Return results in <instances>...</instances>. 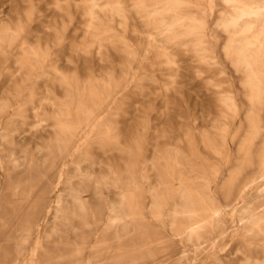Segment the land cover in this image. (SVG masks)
<instances>
[{
    "label": "rangeland",
    "instance_id": "1",
    "mask_svg": "<svg viewBox=\"0 0 264 264\" xmlns=\"http://www.w3.org/2000/svg\"><path fill=\"white\" fill-rule=\"evenodd\" d=\"M179 1L0 0V177L4 179L3 167L13 151L17 156L24 151L42 159L45 155L48 168L52 158L46 145H50L56 158L47 194L49 210L54 211L70 174L76 181L85 178L87 190L96 183L109 187L110 194L104 191L111 198L116 182L115 199L134 205V195L135 202L146 208L148 226L172 244L161 246L165 250L155 257L167 264L186 244L169 225L163 227L151 217L150 194H158L163 203L175 199L184 203L171 188H178L182 180L199 193L210 184L212 196L223 202L216 189L223 193L234 189L225 179L227 171L242 167L257 135H264V102L256 104L254 114L245 115L227 79L231 73L224 67L222 53L229 35L216 15V9L223 7H217L218 0H189L192 13L186 24L177 13ZM97 4L100 10L92 16ZM153 8L159 13L149 19ZM256 48L264 56V40ZM263 185L264 180L246 199ZM83 197L90 200V192ZM8 200H0L2 238L1 223L13 213ZM85 213L93 224L104 217L96 209ZM69 214V224L60 225L52 238L68 237L69 242L51 244L49 252L39 250L40 264H86L87 257L98 264L105 257L84 250L83 239L70 238L73 228L83 224L79 211L71 208ZM100 235L110 239V247L119 244L115 234L101 230ZM237 236L224 241L223 252L211 251L199 264L218 260L264 264V238L235 240ZM136 238L128 235L120 244L128 251ZM13 242L2 243L0 264H13Z\"/></svg>",
    "mask_w": 264,
    "mask_h": 264
},
{
    "label": "bare ground",
    "instance_id": "2",
    "mask_svg": "<svg viewBox=\"0 0 264 264\" xmlns=\"http://www.w3.org/2000/svg\"><path fill=\"white\" fill-rule=\"evenodd\" d=\"M192 3L189 0H180L177 5V13L183 15L186 24L190 20ZM219 6L223 9H216L218 24L221 27L225 26L224 32L229 35L227 50L222 53L224 67L231 73L230 78L227 79L236 98L242 103L245 115L254 114L256 104L263 105L264 102V56L256 48L259 42L264 40V0H218L217 7ZM230 7H233L231 8L233 10L230 11ZM99 10L100 5L97 4L91 15H96ZM158 13L157 8H153L147 16L151 19ZM160 16H164V12ZM253 25L256 27H252ZM252 34L256 36V40L252 39ZM149 36H153V33H149ZM146 52L147 48L143 49L141 57L145 56ZM83 131L86 132L87 127L83 128ZM253 144L255 148L244 165L234 170L230 169L225 175V179L231 180L234 189L228 193H223L222 189H216V194L221 195L223 202L212 196L210 184L204 193H199L182 180L178 188L173 186L171 188L179 198L185 200L184 203H179L177 199L170 204L163 203L159 201L158 194H150L151 217L163 227L169 225L186 244L180 249L177 248L178 257L174 256L176 258L174 262L169 260L171 264H199L201 257L209 252L215 249L223 252L224 241L230 237L233 240L235 233H238L235 240L264 238V185L252 194L251 198L246 199V195L264 180V135H257V140ZM46 149L48 156L52 158L48 168L46 167L48 158L44 160L45 155L42 159L40 155L24 151L22 156H17L13 151L11 154L8 153L7 165L3 167L5 177L4 179L0 177V200L2 197L10 199L7 206L13 211L1 223L2 233L7 236H4L5 238L0 236V249L3 248L4 241H14L12 247L16 255L13 264H40L37 253L39 250L44 249L49 252L51 244H67L68 237L58 238V240H52V238L60 225L68 223L71 208L79 211V219H82L83 225L77 229L73 228L70 238L75 242L83 239L84 250L88 248L93 252L96 251L97 258L105 255L103 261H99L98 264H108L114 259L119 260L120 264H126L127 260V264H148V262L164 264L166 262V259L161 262L155 257L159 254L158 252L165 250L162 248L172 244L161 231H155L148 226L146 208L135 202L134 195L132 196L134 205L125 200L115 199L119 194L116 191V182H113L112 186L115 188V197L111 198L106 195V192L110 194L109 187H102L100 183H96L92 189L87 190L83 187L85 178L82 177L81 181H76L74 178L71 179L72 174H70L59 194L54 211H50L51 205L49 206L47 194L51 190L50 174L56 155H53L55 149L50 148V145H46ZM70 149L71 147L66 148L65 153L68 154ZM251 167L253 169L250 173H245L246 169ZM219 170L215 174L214 181L219 175ZM80 174L85 176L83 172ZM239 178H242L241 181ZM84 192H90V200L84 199ZM124 194L126 193L122 196H126ZM232 196H234L233 199H231ZM15 197L17 201H14ZM258 200L262 202L256 204ZM236 203L241 205L236 206ZM89 208L96 209L99 213L103 212V219H95L94 224L87 221L88 215L86 216L85 212ZM93 225L94 229L88 232L83 230L84 227ZM101 230L102 234H115L119 244L113 247L108 246L107 241L110 239L100 235ZM128 235L131 237L137 235L138 238H136V244L125 251L120 242ZM161 246L163 247L160 248ZM103 251L105 254H102ZM173 254L172 252L170 255ZM87 258L86 264H92L91 257ZM169 261L168 264H170ZM220 263L221 260H218L214 264ZM244 264L262 263L256 260L255 262L245 260Z\"/></svg>",
    "mask_w": 264,
    "mask_h": 264
}]
</instances>
